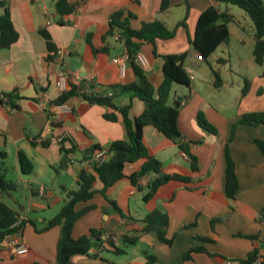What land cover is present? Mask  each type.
Listing matches in <instances>:
<instances>
[{
    "label": "crops",
    "instance_id": "obj_1",
    "mask_svg": "<svg viewBox=\"0 0 264 264\" xmlns=\"http://www.w3.org/2000/svg\"><path fill=\"white\" fill-rule=\"evenodd\" d=\"M57 1L0 0V15L8 9L18 34L9 49L0 50V92L12 96L11 105L6 97L0 100V165L5 168L6 177L21 186L17 193L7 197L10 200L7 203L18 202L22 212L20 220H35L38 227L61 209L68 192L76 190L83 152L93 146L107 149L113 141L126 139L120 119L109 122L103 118L110 112L108 108L87 105L78 99L66 103L70 112H61V120L53 125L49 117L53 108L48 111L47 107L49 101L61 93L55 86L58 75L65 74L74 82L90 80L100 89L132 84L137 79L128 62H125L123 76L113 62L114 58L126 54L125 49L114 38H105L110 16L118 11H123L124 16L132 14L134 19H130V25L133 29L156 19L173 28L185 16L184 0H169L168 9L163 13H160L162 0H85L74 12L63 17L56 11ZM79 2L67 0L69 5ZM187 2L185 26L178 27L172 39L156 41V56L149 44L143 45L138 54L146 60V66L142 68L156 92L163 81L161 56L188 53L184 68L190 77V87L174 85L169 104L178 97H192V103L180 109L177 123L197 160L198 170L192 171L189 158L176 144L154 127H144V143L161 163L162 173L183 176L189 181H169L147 202L142 197L149 179L139 181L140 191L124 178L108 188L104 195L100 193L102 185L96 181L93 198L75 207L77 211L90 206L91 209L74 224L72 237L78 239L90 229H100L113 238L117 246L124 248L125 254L116 255L108 249L100 252L98 258L75 255L71 264H146L143 252L154 257L152 264H238L255 248L263 249L260 238L264 226L257 219L264 207V157L253 141L264 139V125L238 124L245 114L264 111L262 68L258 66L259 70L247 77L252 81L250 91L241 97L234 115L227 116L222 107L207 106L205 118L217 129L218 135L204 131L196 119L204 102L192 83L196 75L187 68L189 63L191 67L201 69L203 61L192 51L189 40L194 38L201 12L217 3L214 0ZM219 8L223 9V6ZM47 19H50L49 24ZM231 24L228 25L229 35ZM40 30L50 36L55 54L48 52ZM93 49L98 52L94 53ZM48 56L53 59L49 61ZM228 57L229 60L219 64L220 76L222 66L231 63L230 54ZM205 80L211 82L208 77ZM194 99H197L196 103ZM116 103L121 107L131 106V119L144 110L143 102L127 95L119 96ZM232 128L234 138L229 144V153L235 164L239 189L230 200L224 193V144ZM62 138L63 148L73 152L67 156L65 166L59 169L63 157L60 152ZM41 141L49 142L42 146ZM19 151L33 163L30 175H21L19 171ZM142 164L143 160L127 164L124 175L128 177L138 172ZM110 200L123 216L114 211ZM154 210L168 217L166 238L171 241L170 245L160 242L152 231L141 234L145 226L143 219ZM124 235L139 238L134 245L124 246L121 242ZM15 236L26 243L28 253L14 256L0 244V264L56 263L59 227L36 233L34 227L26 223ZM247 236H258L259 239L251 240ZM190 250L193 251L185 259ZM260 262H264V252Z\"/></svg>",
    "mask_w": 264,
    "mask_h": 264
},
{
    "label": "trees",
    "instance_id": "obj_2",
    "mask_svg": "<svg viewBox=\"0 0 264 264\" xmlns=\"http://www.w3.org/2000/svg\"><path fill=\"white\" fill-rule=\"evenodd\" d=\"M85 0H80L78 4L69 5L67 0H58L55 7L58 15L63 17L70 14L74 9ZM217 5H211L201 12L198 17L195 29V35L189 40L192 51L196 52L201 60L207 63L210 56L221 46L227 45L229 39L228 25L230 23L238 24L235 16L232 14L233 7L242 10L252 21L254 47L252 57L254 63L262 68L261 77L264 78V1L263 0H214ZM169 0H162L160 5V13L168 9ZM185 16L173 28L162 21L156 19L150 23H141L138 29H133L130 25V19L134 16L128 13L124 16L123 11L114 12L110 16L109 29L105 38H116L115 41L122 44L127 55V62L130 65L136 82L128 85H114L104 89L85 80L74 82L72 78H67L66 89L61 92L55 99L50 100L48 111L54 106L68 103L72 99H78L87 105H98L106 107L110 112L105 113L103 118L109 122H116L120 119L122 122L126 139L113 141L106 149L107 160L101 165L91 164L90 168L81 166L78 172V180L76 190L67 193L61 209L47 222L40 227L37 226L35 220H20L22 212L16 204H8L4 199L17 193L21 186L12 179H7L6 170L0 165V243L6 236L16 235L26 223L34 227L36 233H44L53 227L60 228V236L57 243L56 263L55 264H71V258L75 255H87L90 258H98L99 253L104 250H111L116 255L125 254L124 248L117 246L110 236H106L103 230L90 229L87 234L82 235L78 239L72 237L74 224L88 211L90 207L76 210L78 203H85L91 200L95 194L93 185L98 181L102 185L100 191L104 192L112 187L118 181L127 178L132 186H136L141 191L139 181L141 179H149L146 185V192L143 194V201H149L156 191L169 181H177L187 183L189 178L179 175H166L162 173L161 163L152 155L151 151L145 145L143 140V129L146 126L154 127L163 137L177 145L190 160L192 171H197V160L190 152V145L184 141L178 129V115L180 109L184 107L189 97H178L169 104L172 89L174 85H180L189 88L190 77L184 68V63L188 57V53L163 55L161 59L163 81L154 92L151 82L145 75L143 68L137 63L136 57L141 48L145 44L153 47V53L156 56V41L172 39L178 27L185 26L189 5L184 0ZM219 6H223L220 9ZM62 25V21H59ZM40 35L45 39L48 52L55 54L56 50L51 42L50 36L44 31H39ZM18 34L14 30L10 14L7 8L0 15V50H6L16 42ZM97 53V49H93ZM53 58L48 56V60ZM225 63L219 60L218 64ZM214 76L212 85L215 89L222 87V79L220 76L221 69L211 70ZM249 82H244L241 90L243 97L249 88ZM8 104L11 105L12 96L3 94ZM127 95L130 99L136 98L144 103V110L140 115L131 119L129 117L130 105L118 106L116 101L119 96ZM51 115V112L49 113ZM50 117V116H49ZM198 125L212 136H217V129L208 122L203 112L199 111L196 116ZM238 124L258 126L264 125V111L245 114ZM55 125V124H53ZM235 128V127H234ZM234 128H232L230 136L224 144V161H225V196L233 200L239 189V182L235 172V164L229 153V144L234 138ZM49 141H41L40 145L46 146ZM260 153L264 157V139L254 140ZM32 144L34 145L33 141ZM60 152L62 159L59 169H62L67 163V156L73 152L72 149L65 150L63 148V140L60 141ZM103 148L93 146L83 152L82 161L88 155L95 154ZM143 160V164L138 172L126 177L123 173L127 164H133ZM81 161V163H82ZM17 162L21 175H30L33 172V163L28 156L19 151L17 153ZM32 195L35 192L32 191ZM111 201V200H110ZM109 201V202H110ZM114 211L123 216L121 210L110 202ZM145 226L141 234L154 232L158 240L166 245H170L171 241L166 238V228L168 226V217L165 213L154 210L143 219ZM257 222L264 226V207L260 212ZM139 236L121 237L124 246L134 245ZM248 239L256 240L258 236H247ZM260 244L263 249L255 248L245 259L238 264H264L260 262L261 253L264 252V234L260 238ZM188 251L184 258L188 259L190 253ZM146 258V264H152L154 257L143 252Z\"/></svg>",
    "mask_w": 264,
    "mask_h": 264
},
{
    "label": "rangeland",
    "instance_id": "obj_3",
    "mask_svg": "<svg viewBox=\"0 0 264 264\" xmlns=\"http://www.w3.org/2000/svg\"><path fill=\"white\" fill-rule=\"evenodd\" d=\"M232 14L235 16L238 24L232 23L230 25V35L227 43L229 47H224V45L220 46L210 56L207 63H200L201 69H198V67L193 68L188 63V71L196 75L195 80H192L195 92L204 102L200 107L202 109V111H200L203 112V114L205 109L208 108L207 106H211L216 108L222 107L227 116L234 115L239 108V101L242 97L241 90L244 87V82L248 81L250 83L247 91V93H249L252 81L247 77L254 73V70H259L251 54L254 47L252 21L237 7H233ZM228 54H230L231 63L222 66L223 69L221 73L224 87L217 90L211 84L215 79L211 70H216L218 67H221L217 63L220 59L224 61L229 60ZM239 62L241 66L238 65ZM230 65L231 67H229ZM205 77H208L211 82L209 83L208 80H205ZM247 93L245 95H247ZM193 102L196 103L197 99H194ZM188 103H192V97H189ZM4 200L10 202L7 198Z\"/></svg>",
    "mask_w": 264,
    "mask_h": 264
},
{
    "label": "built area",
    "instance_id": "obj_4",
    "mask_svg": "<svg viewBox=\"0 0 264 264\" xmlns=\"http://www.w3.org/2000/svg\"><path fill=\"white\" fill-rule=\"evenodd\" d=\"M46 23L49 24L50 19H47ZM126 61H127V55L126 54L122 57L113 59V62L118 66L119 72L122 76L125 74V70H126L125 62ZM136 61L141 67L146 66V60L141 54L137 55ZM67 78L68 77L65 74H59L58 75V77L55 81V86L58 89V91H60V92L65 91ZM85 81L90 82V80H85ZM2 98H5V96L3 95L2 92H0V100ZM41 107L44 108L43 105H41ZM70 110L71 109L67 104L54 106L53 111L51 112V115H50V121L52 122V124L57 123L58 121L61 120L60 113L61 112H67V111L70 112ZM63 139L64 138H62L61 140H63ZM106 160H107V152H106V149H104V150H101L95 154L88 155L87 158H85L82 161L81 165L83 167L90 168L91 164H96L97 166H99L103 162H105ZM0 244L7 247L9 252L14 256H23V255H26L29 251L26 243L23 242L21 239L17 238L15 235L6 236Z\"/></svg>",
    "mask_w": 264,
    "mask_h": 264
}]
</instances>
